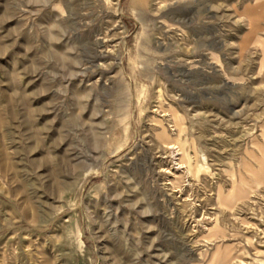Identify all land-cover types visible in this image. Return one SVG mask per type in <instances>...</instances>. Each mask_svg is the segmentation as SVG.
I'll return each mask as SVG.
<instances>
[{"label":"rangeland","instance_id":"1","mask_svg":"<svg viewBox=\"0 0 264 264\" xmlns=\"http://www.w3.org/2000/svg\"><path fill=\"white\" fill-rule=\"evenodd\" d=\"M0 264H264V0H0Z\"/></svg>","mask_w":264,"mask_h":264}]
</instances>
